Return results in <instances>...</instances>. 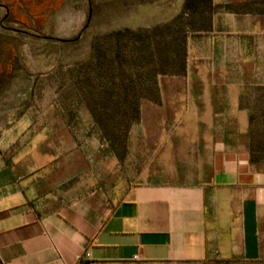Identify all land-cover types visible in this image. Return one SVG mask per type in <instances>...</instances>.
Returning <instances> with one entry per match:
<instances>
[{
    "label": "crops",
    "instance_id": "1",
    "mask_svg": "<svg viewBox=\"0 0 264 264\" xmlns=\"http://www.w3.org/2000/svg\"><path fill=\"white\" fill-rule=\"evenodd\" d=\"M237 1L213 0L201 35L221 73L206 80L188 136L169 139L135 181L78 183L77 155L47 152L27 123L0 134V264H264V170L251 149L264 5L222 10Z\"/></svg>",
    "mask_w": 264,
    "mask_h": 264
},
{
    "label": "rangeland",
    "instance_id": "2",
    "mask_svg": "<svg viewBox=\"0 0 264 264\" xmlns=\"http://www.w3.org/2000/svg\"><path fill=\"white\" fill-rule=\"evenodd\" d=\"M253 4L222 10L244 15ZM218 9L213 0H0V134L27 123L47 152L77 155L78 183L135 181L169 139L188 136L206 80L221 73L201 35ZM253 109L252 157L264 170V97Z\"/></svg>",
    "mask_w": 264,
    "mask_h": 264
}]
</instances>
